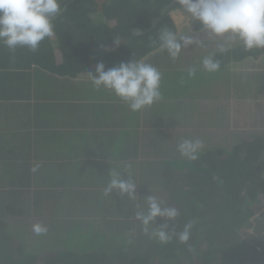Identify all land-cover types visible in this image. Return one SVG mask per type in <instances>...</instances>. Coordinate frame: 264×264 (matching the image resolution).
<instances>
[{
    "label": "crops",
    "instance_id": "1",
    "mask_svg": "<svg viewBox=\"0 0 264 264\" xmlns=\"http://www.w3.org/2000/svg\"><path fill=\"white\" fill-rule=\"evenodd\" d=\"M72 1L64 0L62 5ZM67 6L54 22L65 14ZM99 15L102 19L95 21ZM91 17L95 24L104 26L98 52L105 55L114 46L105 32L115 28L117 21L107 19L101 9ZM175 25L179 30L182 23ZM57 31L54 27L55 35L46 38L40 46L44 47L47 40L51 43L54 63L59 69L67 70L65 74L33 63L32 57L20 52L21 48L11 51L0 45V238L6 232L15 238L17 232L43 220L46 226L65 222L73 227L82 223L81 217L90 214L93 206L137 209L148 192L158 191L160 195L164 184L158 183H169L163 167L165 161L175 158L173 150L184 139L194 136L204 146L207 134L212 141L213 132L205 129V120L213 111L211 107L214 111L219 109L224 96L238 91L237 87L244 84L240 77L246 80L258 65H264V55L237 63L230 74L233 86L218 92L215 84H206L200 62L196 63L194 77L204 79L200 82L204 86H198L188 75L187 70L193 64L185 60L197 46L184 49L172 62L167 52L157 50L144 59L161 72L162 99L149 108L132 112L113 92L96 89L87 71L79 72L76 64L64 63L63 48L81 42L83 33ZM198 31L193 29L194 33ZM63 33L70 36L60 39ZM202 35L206 45L202 51L218 50L220 41ZM237 45L240 44L235 43L230 49ZM95 66L91 65L90 69L95 70ZM240 100L245 103L249 99L245 95ZM254 102L264 108L260 99ZM229 134L226 129L219 143L228 139ZM156 154L173 157L158 161L153 159ZM36 165L39 167L33 172ZM126 165H131L137 183L136 200L115 192L105 196L110 170L123 173ZM164 187L168 191L172 184ZM165 202L173 206L169 200Z\"/></svg>",
    "mask_w": 264,
    "mask_h": 264
},
{
    "label": "trees",
    "instance_id": "2",
    "mask_svg": "<svg viewBox=\"0 0 264 264\" xmlns=\"http://www.w3.org/2000/svg\"><path fill=\"white\" fill-rule=\"evenodd\" d=\"M66 6L65 14L53 23L58 31L78 30L83 33L81 42L63 48L64 63L76 64L79 72L91 70V65L101 61L110 68L121 61L144 59L157 51L160 27L167 25L177 30L166 15V10L175 6L173 0H73L62 5L63 8ZM100 9L107 19L117 21L115 28L105 34L112 42L117 36L123 41L105 55L98 52L104 26L95 24L91 17ZM153 21H156L155 27ZM137 28L143 30L142 37L133 36V29ZM194 28L199 30L197 24ZM64 36L70 34L63 33L59 38ZM63 43L66 44V38ZM21 49L20 52L33 58V63L42 64L59 74L68 72L54 63L55 52L48 40L36 52ZM213 53L221 62L220 70L208 73L201 68L206 74V84H215L218 92H224L233 86L230 82L232 67L250 57L259 59L264 55V49L246 51L242 45H237L225 53L218 50ZM213 53L208 50L200 52L196 63L202 60V56ZM169 61L175 60L169 57ZM240 79L245 85L241 84L237 87L239 89L253 85L250 80ZM262 93L264 89L256 90L255 94H261L259 99L264 107ZM206 140V146L195 161L182 157L175 146V158L165 161L163 167L172 188L166 191V195H159L158 191L145 195H158L179 209L180 216L174 224L176 231L182 230L187 222H194L187 245L175 239L161 244L141 231L142 228L138 232L127 230L126 233L122 228L111 231L93 228L95 232H88L81 223L71 227L65 222H51L47 233L34 239L38 243L36 247L31 244L33 239L27 232H17L15 238L6 232L0 238V264H264V241L251 243L249 239H238L239 233L247 236L241 230L245 223L258 209H264V132L254 135L249 142L244 139L232 142L226 138L224 143L214 145L210 134ZM66 227L70 231L68 244L58 250L55 243Z\"/></svg>",
    "mask_w": 264,
    "mask_h": 264
},
{
    "label": "clouds",
    "instance_id": "3",
    "mask_svg": "<svg viewBox=\"0 0 264 264\" xmlns=\"http://www.w3.org/2000/svg\"><path fill=\"white\" fill-rule=\"evenodd\" d=\"M64 0H0V45L11 51L27 48L32 52L40 44L55 35L53 21L64 11ZM174 7L166 10L173 24L182 23L179 30L164 25L158 30V51H165L177 59L184 49L191 46L205 47V42L193 32L192 25L199 26V32L216 38L218 51L225 53L235 43L246 51L264 49V0H173ZM156 21H153L155 27ZM135 37H142V29H133ZM120 37H115L113 44L119 47ZM155 43V41L153 42ZM208 73L218 72L221 62L215 54H209L200 61ZM188 75L194 77L197 69L188 68ZM88 78L96 89L104 88L126 103L132 112H139L151 107L162 99L161 72L145 59L121 61L118 65L107 68L101 61L95 71L87 70ZM204 144L200 139H184L178 144V151L187 160L198 159ZM39 165L32 168L37 171ZM117 193L135 201L137 183L131 172V165H126L124 172L111 169L104 195ZM93 216H97L93 214ZM180 216L177 207L166 204L156 195H148L143 205L137 207L135 220L143 232L161 244H168L173 239L181 244H188L194 222L184 224L182 230L176 231L174 224ZM256 217H252L250 224ZM163 222L160 223L159 221ZM96 221L94 218L91 222ZM36 235L46 234L48 228L43 223L33 225ZM247 231L253 233L254 226Z\"/></svg>",
    "mask_w": 264,
    "mask_h": 264
},
{
    "label": "rangeland",
    "instance_id": "4",
    "mask_svg": "<svg viewBox=\"0 0 264 264\" xmlns=\"http://www.w3.org/2000/svg\"><path fill=\"white\" fill-rule=\"evenodd\" d=\"M100 19H102V16L100 15L98 17H95V21H99ZM182 25H180V29L182 28ZM194 27L195 25H192L193 29ZM196 34H198L201 39L204 38L201 32L198 31ZM202 50L203 49L201 47H193L191 50V57L186 58L185 62L193 64L192 66L196 68V62ZM181 61H183V59ZM197 68H199V66ZM254 70V73L250 74L249 77H247L246 79L252 81L253 85L249 84L248 86H246V89H239L238 91L232 94L225 95L221 107L216 111H214V107H211L213 111L209 113L210 117L205 120V129L213 132V134L211 135L212 144H219L221 138L225 136L223 135V133L226 132V129H228L230 132L229 138L232 142L241 139H244L249 142L251 141V138L254 135H259L264 132V108H260L257 104H255L256 102H254L259 100V97L261 98V94H259V96L255 94L256 90L261 91V89H264V65L260 64ZM192 80L195 81L198 86H204V83H200L204 82V79L199 80L198 78L196 79L195 77H192L191 81ZM259 83H261L262 85L258 86ZM259 87H261V89H259ZM203 93H205L204 89ZM245 95H247L249 100L243 103L240 99ZM219 104L220 102H218L217 107L219 106ZM252 106L253 109L250 110ZM201 121L202 123H204L203 118L201 119ZM196 124L199 125L200 122L197 121ZM172 157L173 156L170 154L153 155V159L158 158V161H163ZM161 184L163 185L164 182H162ZM164 186L161 188L160 191L161 194L166 195L167 192ZM262 204L264 207V202ZM89 210L90 214H86L81 217L83 219L81 220V224L88 232H90L91 230L94 231L93 228L105 231H111L116 228H122V231L126 233L127 230H134L135 232H138V230L142 228L139 225L138 221L135 220V212L137 209H96V207L93 206ZM93 212L97 216L94 217ZM43 215L45 214L43 213ZM254 216L256 217V219L252 221V224H250V218V220L245 223V225L241 228V230L246 233L247 236L241 235V233H239L238 239L240 241H246L245 239H249L251 243H256L260 240L264 241V209H258ZM93 218L96 221L91 222ZM41 223L46 225L44 220L41 221ZM250 226L255 227V231L253 233H249L247 231ZM24 230L31 236V239H33L31 244L36 247L38 243L35 242L34 239L39 238L40 236L43 237V235H36L33 231V226H29V229L24 228ZM141 231L143 230L141 229ZM69 232V228L66 227L63 234L61 233L62 236L56 241L55 247H57L58 250L63 249L66 243L68 244ZM72 232L74 233V228Z\"/></svg>",
    "mask_w": 264,
    "mask_h": 264
}]
</instances>
